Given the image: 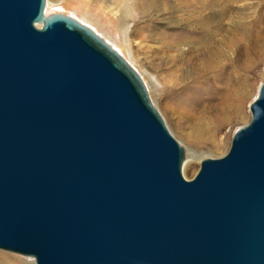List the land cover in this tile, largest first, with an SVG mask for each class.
I'll return each mask as SVG.
<instances>
[{
    "label": "water",
    "instance_id": "obj_1",
    "mask_svg": "<svg viewBox=\"0 0 264 264\" xmlns=\"http://www.w3.org/2000/svg\"><path fill=\"white\" fill-rule=\"evenodd\" d=\"M0 0V249L35 264H264V81L221 157L185 149L91 27Z\"/></svg>",
    "mask_w": 264,
    "mask_h": 264
},
{
    "label": "bare ground",
    "instance_id": "obj_2",
    "mask_svg": "<svg viewBox=\"0 0 264 264\" xmlns=\"http://www.w3.org/2000/svg\"><path fill=\"white\" fill-rule=\"evenodd\" d=\"M109 1V8L118 17L119 26L123 30L129 29V20L133 18L134 12L139 11L138 14L144 15L147 17L146 21H150V18L156 16V12L159 13L161 10L160 5L156 4V0H134L132 5L129 4L131 2L129 0ZM237 1L241 0H176V6L182 14L179 16L180 18L173 15L174 21L169 22L184 21L188 25L187 28L162 36L166 40V46L150 47L148 44V48L150 47L152 52L155 50L159 52L155 54V59L160 60V64L156 67L169 64V91L180 90V96L177 98L180 108L187 112L193 111L190 109L188 99L197 94L208 95L202 104L200 116H195L193 112L191 116L188 112L191 116V122L194 124L193 129L195 128L199 133L206 130L207 120L222 124L233 111L241 108L245 100L247 83L246 78H243L239 72L240 70H252L264 53V16L257 18L259 16L254 15L257 11L253 5H250L251 3L226 15L229 7H232ZM243 1L248 3L246 2L248 0ZM263 4L264 2H258L259 7ZM152 5L155 7V13L151 12ZM50 10L51 12L63 13L62 6L57 0L53 2L46 0L45 14L50 13ZM217 12L220 13L221 20L216 25L214 24V28H211L209 23L216 17L215 13ZM74 17L91 27L111 47L116 49L136 69L145 82L146 88H149V83L143 74L121 49L109 42L88 20ZM194 24L198 25V29L206 37L204 42L199 45L189 44L194 42V38H196L197 27L193 26ZM145 30L148 29L140 32L144 38L147 37V34L144 33ZM257 38H259L260 44H257ZM189 83H192L191 86L186 87ZM197 139L199 138L196 137ZM185 151L184 166L189 165L195 156L190 149ZM0 264L24 263L14 256L0 254Z\"/></svg>",
    "mask_w": 264,
    "mask_h": 264
},
{
    "label": "rangeland",
    "instance_id": "obj_3",
    "mask_svg": "<svg viewBox=\"0 0 264 264\" xmlns=\"http://www.w3.org/2000/svg\"><path fill=\"white\" fill-rule=\"evenodd\" d=\"M50 1L53 2L55 0ZM57 1H59L62 6L64 14L88 20L99 33L109 40V42L121 49L125 56L130 61L132 60L131 62L133 65L143 74L144 78L149 83L147 91L150 100L159 111L167 128L185 150L190 149L194 152L195 156L191 163L184 166L186 158L185 151V158L182 165V175L184 178L191 179L195 176L200 168L202 159L207 157H221L228 151L235 131L240 126L248 123L251 119L250 104L257 96L259 87L264 81V53L252 70H240L239 72L243 78H246L247 83L245 100L241 108L233 111L222 124L207 120L205 124L206 130L199 133L195 128L193 129L194 124L191 122L192 120L190 117L193 113L197 117L202 114V104L208 95L197 94L188 99L190 102V109H193V111H188L190 116L187 111L180 108L181 106H179V102L177 101V98L180 96V90L175 92L169 91V64L156 67L160 64V60L155 59V54H157L158 51L155 50L152 52L149 49L151 46H166V40L162 36H167L170 33H176L187 28L188 25H186L184 21L169 22L172 20L174 21L172 18L173 15L174 17L177 16L176 18H180L179 16L182 14L176 6V0H156V4L160 5L159 7L161 10L159 13L156 12L158 16H153V19L150 18V21H146L147 17L144 15L138 14L139 11L134 12L133 18L129 20L128 30H123L121 26H119L118 17L109 8V0ZM132 1L134 2V0H129V4L132 5ZM246 2L248 3H244L243 0L237 1L232 7H229V10L226 11V15L251 3L250 5H253L257 11L254 15L259 16L257 18L264 16V4L261 7L258 6V2L262 3L264 0H248ZM257 6L259 7L258 10ZM154 8L155 7L152 5V13H155ZM50 13L53 12L50 10ZM215 15L216 17L209 23V27L212 26L211 28H214L221 20L219 12L215 13ZM193 26L197 27L196 38H194V42L189 44H202L206 39L205 34L198 29V25L194 24ZM146 28L148 30H145L144 33L147 34V37L144 38L140 35V32ZM148 44L150 46L149 48ZM257 44H260L259 38H257ZM191 84L192 83L187 84L186 87L191 86ZM196 137L199 139L196 140ZM194 141L196 142L194 143ZM0 254L14 256L24 264H35V260L32 256H25L2 249H0Z\"/></svg>",
    "mask_w": 264,
    "mask_h": 264
}]
</instances>
